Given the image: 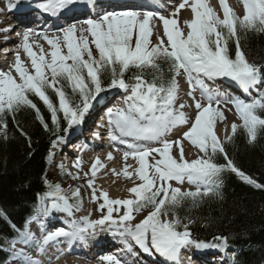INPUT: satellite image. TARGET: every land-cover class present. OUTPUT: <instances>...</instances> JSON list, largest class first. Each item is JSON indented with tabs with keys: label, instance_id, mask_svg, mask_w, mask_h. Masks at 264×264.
Instances as JSON below:
<instances>
[{
	"label": "snow or ice",
	"instance_id": "6c2138e0",
	"mask_svg": "<svg viewBox=\"0 0 264 264\" xmlns=\"http://www.w3.org/2000/svg\"><path fill=\"white\" fill-rule=\"evenodd\" d=\"M82 2L40 0L38 8L43 13L60 18ZM87 3L95 7L93 0H87ZM218 3L222 18L208 0H181L168 18L159 12H145L142 18L141 13L136 11L105 12L98 18L84 19L79 22V27L77 23L67 24L59 29V34L52 36L37 34L31 29L23 32L19 47L29 58L30 69L17 52L8 70H0V132L5 133V139V117H15L22 108L35 110L36 118L45 130H49L31 96L37 97L47 108L57 131L60 130L58 113L63 114L68 128L80 124L92 107V102L105 90L103 80L107 76L109 88L130 90L124 106L108 109L107 116L111 126L110 138L127 144L128 150L123 152V159L127 161L131 157L136 162L138 166L134 168V174L141 183L128 189L129 193L134 194L132 199H110L103 190H99L97 195L94 178L99 169L105 168L97 157L89 169L92 178L88 180V188L92 190V202L103 200L97 209L102 213L100 219L87 222L85 227L72 221L71 231L59 228L44 234L42 228L40 240L28 231L26 223L24 231L20 233L21 242L26 245L35 243L38 250L43 252L49 242L60 237L83 239L88 228L108 224L115 226L126 253L133 257L138 255L134 245L150 255L154 249L170 264H179L181 251L189 246L196 249L227 246V237H214L220 243L213 245L192 239L188 224L181 223L178 211L186 202L196 207L199 203L197 198L213 194L225 171L235 173L256 188L264 187L239 170L224 148V144L231 142L238 130L246 133L250 144L255 142L259 131H264V91L250 102L234 97L225 99L219 91L205 83V80L227 77L249 92L264 81V66L249 62L240 43L241 34H264V0H239L243 15H237L227 0H218ZM22 7L30 5L22 6L19 0L8 3L10 10ZM185 7L191 11V19L184 21L186 32L179 26L178 18H171ZM154 18L162 22V36L157 25L150 24ZM154 34L155 43L151 39ZM36 35L49 45L47 52L36 40L29 43L30 36ZM232 40L235 41L234 56L229 47ZM33 44L39 48V52L33 50ZM90 45H94L95 53ZM162 63L168 67L170 75L167 78L162 71ZM133 69V83L129 84L125 74ZM149 72L152 73L151 80L146 79ZM181 74L186 78V94L192 99L196 110L191 122L183 111L187 105L181 103L178 108L175 106L179 93L177 77ZM67 89L71 90L70 93ZM49 90L54 93L58 103L50 98ZM197 91L206 103L196 99L194 94ZM221 104H231L240 120L239 124H231V133L224 141L215 132L217 122L226 119ZM189 123L190 127L182 132L181 138L167 139V134L173 128ZM68 128L63 131L67 133ZM21 134L24 135L23 132ZM125 137H131L133 142L129 143L123 139ZM135 141L148 143L141 145ZM182 141L198 149L199 154L194 159L185 158ZM57 143H64V137H57L52 142L53 147ZM174 146L179 150L178 158L172 154ZM217 154H221L226 163L216 162ZM149 157L152 158L151 162ZM107 159H113L111 152L107 154ZM81 164L82 161L77 159L73 167L80 169ZM129 167L132 166L125 164L122 172L125 177L131 178L133 173L127 171ZM89 172L84 175L88 176ZM112 173L119 175L115 169ZM67 175L73 179L79 178L78 173L73 175L69 172ZM185 180L195 185V191H182L169 183L176 181L182 184ZM44 184L48 190L42 197L38 194L44 214L56 210L71 215L72 209L78 208V202L72 203L70 200L78 201L80 189L65 191L60 184H52L46 178ZM145 209H150L147 215L138 223L131 224L135 219L133 214ZM169 213L171 219L167 218ZM31 220L39 222L37 216ZM13 254L23 257L26 264H40L23 250H14ZM101 260L106 264H127L116 255H105Z\"/></svg>",
	"mask_w": 264,
	"mask_h": 264
},
{
	"label": "trees",
	"instance_id": "16d2710c",
	"mask_svg": "<svg viewBox=\"0 0 264 264\" xmlns=\"http://www.w3.org/2000/svg\"><path fill=\"white\" fill-rule=\"evenodd\" d=\"M240 43L249 62L264 66V34H241ZM229 47L234 56V40L229 42ZM161 67L167 78L170 75L167 65L162 63ZM134 72L133 69L125 76H132ZM146 79H152L151 72ZM109 83L105 76L103 86ZM49 95L57 103L51 90ZM30 98L40 109L49 130H45L31 108H22L15 117H5L7 138L0 132V264L9 255L5 240L20 232L35 204L41 206L38 194L42 197L48 190L44 184L47 150L52 138L63 133L67 124L63 114L58 113L60 130L57 131L43 103L35 96ZM224 148L239 170L264 185V131H259L255 142L250 144L246 133L238 130ZM215 159L226 163L221 154ZM197 199L198 206L192 207L191 202H186L178 210L181 223L188 224L192 237L218 244L214 237H227V244L233 250L228 264H264V187L256 188L235 173L225 171L215 192Z\"/></svg>",
	"mask_w": 264,
	"mask_h": 264
},
{
	"label": "rangeland",
	"instance_id": "374dc122",
	"mask_svg": "<svg viewBox=\"0 0 264 264\" xmlns=\"http://www.w3.org/2000/svg\"><path fill=\"white\" fill-rule=\"evenodd\" d=\"M208 3H209V5L211 7H213L217 11V13L219 15H222V11H221V9L219 7L218 0H211ZM235 7H236L235 8L236 11L238 10L241 13V15H243V9H242L241 4L239 3V0H236ZM173 11H174V7L168 9L167 11H162V13H160V14H163V15L166 16V18H168L170 12L172 13ZM181 11L184 12L183 9H181ZM136 12L141 13V18H142V14L145 13V12H149V11H136ZM151 23H155L157 25L158 31H159L160 35L162 36L163 35L162 22H160L158 20H151L150 24ZM84 27H86V25ZM182 28L184 29L185 32L187 31V29L185 28L184 25L182 26ZM55 33L59 34V31L49 32V33H45V34H47L49 36H52V35H56ZM39 39L42 40L41 37L38 38V35L33 37V40H39ZM90 39L91 38L89 37V40ZM151 39H152L153 43L156 42L155 34L152 36ZM165 40H166V38H165ZM42 44H45L46 47L43 46ZM42 44H40V45H42L43 48H46V52H47L49 50V45L47 44V42H44L43 40H42ZM33 45H34L33 46V50L36 51L34 49V47H36V45L35 44H33ZM90 46L92 47L93 52L95 53L94 45H90ZM22 58H23L22 60H24V62L26 64V66H28L29 69H30L29 58L26 56V54H24L22 56ZM6 70H8V68L5 69V71ZM13 75H15L14 72H13ZM205 83H208V80H205ZM178 84H179V93H178V99L176 100L175 106L178 108L181 103L187 105V107H185L183 109V111L187 114V116L189 117V121L191 122V120H193L194 117H195V111L196 110L194 108V104H193L192 99L190 97H188L187 94H186L187 91H188V84H187L186 78L183 76V74L178 76ZM194 95H195L196 99L198 100V97L200 96L199 91H197ZM201 102L202 103H206V101H204V100H201ZM221 108L224 110V115L226 117V122L225 123L227 124V126L230 125L233 122L240 123V120L236 116L235 110H234V108H232L231 104H221ZM229 109H231V110H229ZM188 127H190V123L188 125H183V126L176 127V129L174 130L176 132V134H172L169 137V140H174V139L176 140L177 138H181L182 137V132L186 131L188 129ZM226 127H225V125L223 127L221 125H218L216 127L217 128L216 129V133L218 134L219 137H220V133H222L223 131H225V132L227 131ZM182 146L184 148V154H185V158L186 159L191 160V159H194L198 155V151L196 150V148L190 146L187 141H182ZM101 148H102L101 150H107L106 147L105 148L101 147ZM109 151H111V150L109 149ZM172 154L174 156H176L177 158L179 156V150L175 146L172 149ZM80 160L82 161V159H80ZM149 161L150 162L152 161L151 157H149ZM125 164H128V165L132 166V167H129L127 170H129L130 172L133 173V182H135L134 186L140 184L141 181H139V179L134 174V168L137 167L138 165L136 164V162L132 158H130L129 160H127L125 162L118 163V161H117L116 166H118V167L116 168V166H113V169H115V171L121 172L122 169L124 168ZM86 167L87 166L84 163L81 164V168L80 169L74 168L73 165H65L63 167L62 166H60V167L59 166H55V168L53 167V172H51L52 174H47L48 179L50 180V182H52L54 184L58 183L62 187H64L65 189L66 188H73V189H77L78 188V189H80V197H81V200L84 199V201H83V203H82V205L80 207L81 213L79 212V219H84L85 218V216H86L85 214L87 213V210H88L85 207L91 208L89 206V204L85 201L87 196H89V195L91 196V192H92V190L88 188V180L90 178H92V177H91V173L89 172V169H87ZM69 172L72 173L73 175H76L78 173L79 174V178L78 179H73L72 176L67 175V173H69ZM85 172H89V175L85 176L84 175ZM83 175H84L85 179L82 178ZM101 176H102V173L98 170L97 174H96V177L94 178V186L95 187H96V180L100 179ZM104 178H107L108 180H115V181L119 180V178L116 177V175H113V173H110L109 175L105 176ZM169 183L173 187L181 188L182 191L189 190V189H191L194 186L192 184H189L187 180H185L182 184L177 183L176 181H170ZM123 185L126 186V188H125L126 194H119V196H123L124 195L120 199H132L134 197V194L128 192L129 188H127V186L129 185V183L128 182H123ZM98 194H99V191L97 192V195ZM99 203H102V199L99 200L98 202H96L97 205ZM105 211H106V209H105ZM52 212H54L53 213L54 215L59 216L58 213H56V210H52ZM122 212H123V208L121 207L120 213H122ZM74 213H75V211H72V214H74ZM113 215L116 216V213H113ZM133 215H134L135 219L130 222L133 225L135 223H138L143 217V215L141 213H134ZM90 218H91V220L93 219L92 217H90ZM49 221H50V219H47L46 220V224H48ZM30 228H31V232L32 231L35 232L34 236L36 237V239L40 240L42 238V233L38 234V226H34L33 228H32V226H30ZM36 247L37 246L34 243L26 251V253L32 259H37L40 262V264H59L60 262H66V261L70 262V264H76L75 262L79 260V258H72L71 256H61L59 252H57V255L53 256V257H51V255H49V254L46 255L45 253L40 254V253H38V248H36Z\"/></svg>",
	"mask_w": 264,
	"mask_h": 264
},
{
	"label": "bare ground",
	"instance_id": "6f19581e",
	"mask_svg": "<svg viewBox=\"0 0 264 264\" xmlns=\"http://www.w3.org/2000/svg\"><path fill=\"white\" fill-rule=\"evenodd\" d=\"M228 1H231V0H228ZM7 9V6L6 4L2 3V1L0 0V35L4 33V30H3V26L4 24L6 23L4 21V18H2V15H5L4 14V9ZM28 15H31V14H28ZM34 16V15H33ZM22 17H24V15L22 14ZM171 18H178V22H179V25L181 24L182 20H183V17H182V14H180L179 16H176V17H171ZM35 33H37L36 31H34ZM14 35H17V34H14ZM20 40L21 39H18V45H14L13 46H9L8 48H5V50H3L2 52L3 53H7L8 55H11V53H9L10 51H16L17 49V52H20V48L19 47V44H20ZM43 40V39H42ZM42 40H38L39 42H41L40 44H42ZM44 41V40H43ZM46 42V41H44ZM43 46H45V44H42ZM34 46V45H33ZM46 47V46H45ZM34 49L39 52V48L37 47H34ZM44 50L46 51V48H44ZM5 51V52H4ZM25 53L24 52H20V58L22 60V56L24 55ZM4 57H6L7 55H3ZM2 57V58H4ZM9 57V56H8ZM7 57V58H8ZM24 61V60H22ZM14 62V58H12L9 63L7 64L8 68L9 66ZM93 153H87L85 155V158L83 159V163L87 164V166H90V163H92L94 161L95 158L99 157L101 162L105 165V168L103 169H99L100 172L103 173V175L101 176V178L97 181V184H98V188L100 190H103L105 192L108 193V196L110 199H112L111 196H116V195H119V194H123L124 193V189L122 188V186L119 184V182H116V181H111V180H107L106 178H103V176H107L110 174V172H112L111 169L109 168H112V166L114 165L115 162H117V160H119V156L116 154V153H112V156H113V159L109 160L107 159V154L109 153V151H106V150H102V151H99V150H92ZM110 166V167H109ZM91 167V166H90ZM89 167V168H90ZM120 176V180L121 179H125V180H128L129 178L127 177H124V175L122 174H119ZM127 182H130V181H127ZM113 244V243H112ZM101 262V258H99L98 256L92 261L91 259H88V260H84L83 262H78L76 261L75 263L76 264H99ZM72 263V262H71ZM74 263V262H73ZM59 264H70V262H60Z\"/></svg>",
	"mask_w": 264,
	"mask_h": 264
}]
</instances>
